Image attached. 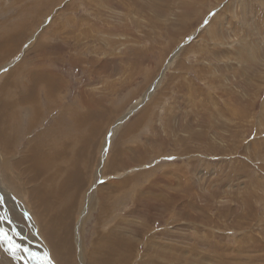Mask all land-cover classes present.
<instances>
[{
    "label": "rangeland",
    "instance_id": "1",
    "mask_svg": "<svg viewBox=\"0 0 264 264\" xmlns=\"http://www.w3.org/2000/svg\"><path fill=\"white\" fill-rule=\"evenodd\" d=\"M0 44L11 102L32 99L38 72L59 101L15 108L20 149L67 128L97 134L78 166L72 258L43 233L19 170L0 171V264L16 261L7 207L28 238L21 264H90L91 252L110 264L97 248L112 228L128 264H264V0H0ZM71 109L89 112L85 128ZM101 196H114L107 214Z\"/></svg>",
    "mask_w": 264,
    "mask_h": 264
},
{
    "label": "bare ground",
    "instance_id": "2",
    "mask_svg": "<svg viewBox=\"0 0 264 264\" xmlns=\"http://www.w3.org/2000/svg\"><path fill=\"white\" fill-rule=\"evenodd\" d=\"M10 39L12 38L9 37V39H7V42L10 41ZM5 41L1 42L2 45L0 44L3 50L5 49L4 44L7 43ZM6 51L7 50H5L4 53H6ZM44 75H45L44 73L38 72L37 77L39 76V81H40L39 83L41 85H39L38 83L37 86H34L35 88H32L33 95H34L32 99L31 98L26 99V97H24V94L23 96L20 94L21 96L19 95L18 101L11 102L13 99L11 96V93L14 91L13 86L16 83H14L13 86L8 85L9 86L8 88H3L0 91V157H1L0 158V171H4V170L7 172L9 171L10 174L13 175V173L16 172V169L19 170L18 172L19 182H16V183L21 188L22 187L25 188V196L27 197V200L30 201L32 205L33 213L35 217L37 218V220L39 221V224L42 227L43 233L45 232L47 238L49 239L51 246L55 248L58 251V253L66 255V257H68L67 254L69 253L70 257L72 258L73 253L71 249L68 250L69 252H67V254L65 252L66 245H69V240L72 242L71 228H70L71 224L69 223V218L71 216V213L75 210V207L79 205L78 203L80 200V196L82 195L83 188L86 182L85 177L87 176L86 173H83L82 171L78 170V166L80 165L81 162L85 165L87 164L86 155L89 153V150L91 147L93 149V144H92L93 140L91 139H95L97 134L94 129L92 131V134L89 133V135H87L84 138L79 137V136L77 137V136L71 135L70 133L71 128H67L66 130L67 133L65 132L66 133L65 138L61 137V141H60V136H62L61 134L63 131H60L61 134L60 132L57 133V134H60V136L58 135L56 142L53 136H52L53 138H50L52 140L50 139L45 140L47 136L45 134H42L39 137V140H37L29 150L20 149L21 145H18L19 144L18 142L19 141L21 142V140H18V139H21V138H19L16 132L17 130H19L17 129V127L19 125L21 117L19 118L17 114H15V108L25 107L29 109V106H32L33 111L35 110V112H38L39 107L41 105L43 106V103H44L43 101L47 102L48 105L53 104V102L54 103L59 102L58 99H56L57 97H55L54 87H52L54 86V80H53L54 76L52 77V75H50V78H49L48 76L46 77ZM13 78L15 79V75L13 76ZM24 87H26V84ZM5 94H9V96ZM13 100L15 101L16 99H13ZM83 103L80 100L79 104H81V106L84 105ZM84 107H86V104L84 105ZM75 110L71 109L70 111H68L69 113L67 112L70 115L69 119L75 124V127H79L83 129L85 128L83 127V122L91 118L90 114L87 111H84L83 114H81L80 112L75 111ZM31 119L34 120L35 118H33L32 116ZM29 122L31 121L29 120ZM63 124L65 125L64 120L62 121V126ZM27 129L25 128V131ZM25 131L24 133H26ZM23 139L25 138L23 137ZM25 143L27 142L25 141ZM14 148L16 152H12ZM20 150H21V153L20 154L17 153V151H20ZM69 154H72V155H69ZM13 157L17 158L15 162L11 160ZM28 185L30 186L29 187L30 191L27 190ZM12 187L14 186L12 185ZM113 188H114L113 189L114 194H116L117 192H122L120 191L122 190L121 183L115 182V184L113 185ZM103 197H104V200L101 201V204H100L101 214L105 212L107 214L109 211V207H108L109 202L110 200L113 199L114 196H112L110 200H109L110 197L108 196H103ZM90 199L91 198H89L88 201H90ZM17 200L14 199V201H16V203L18 204V207L23 210L22 211L23 214H27V210ZM6 209H7L6 215L8 214L9 219L12 221L11 224L14 223L13 225L16 228L17 233L15 234V236H13V238H10L8 240V238L10 237V233H8L3 228L4 235L3 234L2 235L4 237L3 238L4 244H5L4 246L7 248V250L10 247L16 249L15 255H13L12 253L10 254L13 256H16L15 264H21L22 263L21 260L22 258H24V257L21 258V256H24L22 249H28V246L26 247L24 246L25 239L28 242V238L25 237L24 233H22V230H20L21 226L14 219L12 214L10 215L8 207ZM87 214L89 216L90 214L89 209H88ZM112 230L114 232H112L111 234H108L109 237H104L106 239L105 246L100 244L97 249L101 248L100 250L102 252L103 248H105V250L109 254L113 255V258H110L107 260L108 262H110V264H128L130 256L128 257L126 255L128 251L127 244L123 242L124 239L122 238V235L121 237H119V240H118L117 237L119 235H115L117 232L116 230H114V228H112ZM34 244H36V242H34ZM95 253L96 252H91L89 255L90 264H96L93 258V255ZM18 256L20 257V260ZM79 256L84 259L83 252L79 253ZM51 263L54 264L53 262Z\"/></svg>",
    "mask_w": 264,
    "mask_h": 264
},
{
    "label": "snow or ice",
    "instance_id": "3",
    "mask_svg": "<svg viewBox=\"0 0 264 264\" xmlns=\"http://www.w3.org/2000/svg\"><path fill=\"white\" fill-rule=\"evenodd\" d=\"M8 251H9V253H12L13 255H15L16 249L10 247V248L8 249ZM48 264H51V259H50V258H49V260H48Z\"/></svg>",
    "mask_w": 264,
    "mask_h": 264
}]
</instances>
